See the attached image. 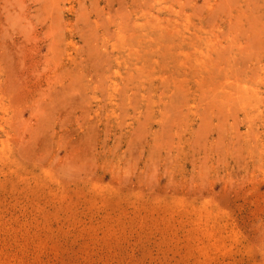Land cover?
Instances as JSON below:
<instances>
[{"label":"rangeland","instance_id":"obj_1","mask_svg":"<svg viewBox=\"0 0 264 264\" xmlns=\"http://www.w3.org/2000/svg\"><path fill=\"white\" fill-rule=\"evenodd\" d=\"M0 264H264V0H0Z\"/></svg>","mask_w":264,"mask_h":264}]
</instances>
